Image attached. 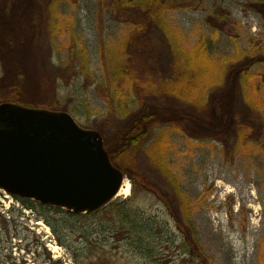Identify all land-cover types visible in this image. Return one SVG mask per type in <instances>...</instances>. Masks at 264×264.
<instances>
[{
  "label": "rangeland",
  "instance_id": "1",
  "mask_svg": "<svg viewBox=\"0 0 264 264\" xmlns=\"http://www.w3.org/2000/svg\"><path fill=\"white\" fill-rule=\"evenodd\" d=\"M33 1L32 10L19 18L12 14V33L21 30L22 47L34 40L31 16L40 23L35 34L38 45L32 49L28 45V55L19 54L13 60L24 65L26 74L21 70L20 81L23 95L49 100L54 103L50 108H38L67 112L80 127L91 129L107 123L108 129L101 136L103 140L110 138L118 129V113L109 118L97 87L106 81L104 63L110 61V68L118 63V50L128 38L129 25L114 18L110 0H58L50 12L48 0ZM9 2L10 8L17 6ZM4 3L7 0H0V10L8 6ZM167 3L170 8L163 23L169 40L161 34V40H153L156 53L151 59L152 77L156 84L169 83L177 63L186 76H191V70L197 72L189 98H194V91L200 92L206 104L223 90L238 65L246 67L252 58L264 56V0ZM3 33L0 103L8 102L6 97L14 92L9 84L1 82L7 79L4 59H12ZM198 47H202L204 57L192 60L189 54ZM179 54L178 60L175 56ZM80 66L82 71L78 70ZM74 67L78 68L75 72ZM247 70L244 73L253 78L238 92L236 110L240 111L238 118L253 112L250 139L234 138L226 144V140L208 138L193 125L192 130L177 126L169 131L165 144L161 142L159 151L133 156L129 170H136L135 179L146 178L145 186L153 189L146 190L141 181L126 178L129 195H117L101 211L89 215H73L31 200H27L30 205L26 208L0 191V264H24V259L46 264V259L55 260L52 256L73 258L74 264H264V149L259 145L262 133L254 136L257 127H262L258 117L264 119V63ZM58 74L64 79H56ZM173 97L160 92L159 101L198 116L192 111V102L183 104ZM159 163L166 167L165 179L166 174L158 171ZM159 192L170 198L177 221H181L184 202L192 226V237L190 232L186 235L200 249L202 259L190 255L184 246L185 236L179 230L183 225H178L172 211L156 196ZM66 246L70 248L68 258Z\"/></svg>",
  "mask_w": 264,
  "mask_h": 264
},
{
  "label": "trees",
  "instance_id": "2",
  "mask_svg": "<svg viewBox=\"0 0 264 264\" xmlns=\"http://www.w3.org/2000/svg\"><path fill=\"white\" fill-rule=\"evenodd\" d=\"M56 1L58 0L47 1L48 12L56 5ZM32 2L34 4L33 0H12L11 6L15 4L17 6L10 8V2L8 4L7 0V3L4 4L8 6L0 10V34L2 35L4 30L3 34L8 42V54L12 55V59L10 56L8 57L9 60L7 58L4 59V64L6 66L5 78H7V81L3 80L1 82L4 83L5 81L9 84L10 89L14 90L13 94L8 98L6 97L5 101L30 108H50L54 103L49 102V100H42L41 97L35 94H30L28 97L23 95L20 88L22 86L20 81L22 79L21 70H24V65H19L13 61L19 54L28 55V51H25L28 45L31 49L35 47V44L36 46L38 45L35 34L40 23L36 21L34 15L31 16V21L33 22L31 27L33 29L32 32H34V40L31 39L30 42H25V47L23 43L22 47L21 43L24 39L22 40L21 38H23V36L19 35L21 30L18 29V33H16V31L12 33V24L14 22L12 14H16V18H19L25 11L34 8ZM101 6L100 4L99 7ZM110 7L113 8L114 18L128 24L130 30L127 40L119 47L118 63L113 68H110L108 65L110 61L106 64L104 63L103 75L106 81L98 85L97 90L106 105L109 118L118 113V129H116L113 136L110 138L106 137L103 141L111 163L120 169L127 179L133 182L141 181L140 184H142L146 190L154 188L145 186L147 179L142 176H138V179H135L134 174H137L136 170H129L133 162V156L141 152L146 153V151L149 150L153 151L156 149L159 151L158 149L161 146V142L165 144L169 131H175L179 125L187 127L189 130L193 129L191 128V125H193L197 127L199 131L204 132L208 138L212 140H226V144L232 142L234 138L250 139L255 123L253 112H250L251 115L249 116L238 118L237 114H240V111L236 110L238 109L236 107L237 94L244 88V84H247V82L253 78V75L250 76L244 72H248L247 68H251L255 64L264 63L263 55L252 58L249 65H247L248 67L238 65L239 67L237 66V69L233 70L232 74L228 76V83L223 90L211 96L208 103L206 102L205 104L202 93L200 92L194 91V98H189L193 94V89L196 85V81L194 82L193 79L197 74L196 71L194 73V71L191 70L192 74H189H191L192 77L190 75L186 76L185 72L182 73L179 65L176 63L174 67H172L174 74L169 83L165 84L162 81L156 84L153 81L152 71L154 70V62H151V59L156 53L153 40H161L163 37L167 38L166 26L163 23L166 10L170 8L167 0H110ZM218 15L222 19L223 14L218 13ZM208 23L211 25L210 21ZM215 28L220 30V27L217 25H215ZM160 34L163 35V37ZM167 40H169V38H167ZM202 47H198L199 50H194L189 54V58L191 57L193 60L195 58L204 57ZM175 57L179 60L181 55L179 54V56ZM70 60L72 61L73 59H69L68 61L70 62ZM190 67L195 68L193 65ZM76 68L77 67H74V72ZM78 70L82 71L83 67L80 66ZM23 72L26 74L25 70ZM57 78L63 80L64 76L58 74L56 76V79ZM160 92L173 95V98L177 97L183 104L189 100L192 102L190 103L192 111L197 113L198 116L184 113L183 110L166 103V101L160 102ZM42 94H44V92H41V95ZM199 94H201V96ZM262 105L264 106V103ZM200 108H203L202 112L198 111ZM75 114L80 115L77 111H75ZM258 118L262 127H257L254 136H257V132L262 133L261 138L263 141H260L259 145L264 149V119H261V116ZM84 129L90 128L85 127ZM91 129L98 131L103 136L105 135V130L108 129V124H95V127ZM232 135L234 137H232ZM161 155L160 153V156ZM157 166H159V170ZM157 166L156 170L166 174V176L161 175V177L163 176L165 179L168 175L167 171H165L166 167L161 163ZM156 196L160 201L165 203L168 210H171V201L169 197L160 194V192L157 193ZM16 199L26 208L28 207L26 204L30 205V201ZM183 207H185L184 202H182V208L179 206L180 209H183L182 214H185L184 219H182L183 215L181 216V221H177L178 219L172 210L171 214L173 218L176 219L178 225H183V227L181 225L179 226V230L185 236L184 246L189 250L190 255H196L199 259H202L201 252L199 251L200 249L194 246L195 243L193 239L187 238L186 234H188V232H190L189 235L192 237V226L190 214L187 212L185 213V208ZM50 227L52 228V226ZM198 264L202 263L199 261Z\"/></svg>",
  "mask_w": 264,
  "mask_h": 264
},
{
  "label": "water",
  "instance_id": "3",
  "mask_svg": "<svg viewBox=\"0 0 264 264\" xmlns=\"http://www.w3.org/2000/svg\"><path fill=\"white\" fill-rule=\"evenodd\" d=\"M126 177L101 134L64 111L0 103V190L73 215L95 214Z\"/></svg>",
  "mask_w": 264,
  "mask_h": 264
},
{
  "label": "flooded vegetation",
  "instance_id": "4",
  "mask_svg": "<svg viewBox=\"0 0 264 264\" xmlns=\"http://www.w3.org/2000/svg\"><path fill=\"white\" fill-rule=\"evenodd\" d=\"M47 246H49V245H47ZM70 250V248L69 247H67L66 246V252H67V254H66V257L65 258H68V257H70V252H69V250ZM48 251H50V249L48 248L47 249ZM6 252H7V250H6ZM8 253V252H7ZM6 256V255H5ZM60 256V255H59ZM52 257H54L55 258V260H53V261H50L49 259H46L47 261H46V264H74V261H73V258H71V260L70 259H67V260H65L64 258H57L58 256H52ZM57 258V259H56ZM5 259H9V258H7V256H6V258ZM25 261H26V263L24 262V264H35V263H29L30 262V260L29 261H27V259H24ZM67 261V262H66ZM28 262V263H27ZM35 262H36V264H41V263H38L37 262V260H35ZM7 263V262H6Z\"/></svg>",
  "mask_w": 264,
  "mask_h": 264
},
{
  "label": "bare ground",
  "instance_id": "5",
  "mask_svg": "<svg viewBox=\"0 0 264 264\" xmlns=\"http://www.w3.org/2000/svg\"><path fill=\"white\" fill-rule=\"evenodd\" d=\"M130 193V186L129 184L124 181L119 193H118V196H122V197H127ZM52 251H56V248L55 247H52L51 248Z\"/></svg>",
  "mask_w": 264,
  "mask_h": 264
}]
</instances>
